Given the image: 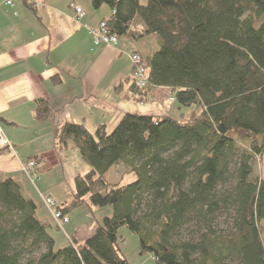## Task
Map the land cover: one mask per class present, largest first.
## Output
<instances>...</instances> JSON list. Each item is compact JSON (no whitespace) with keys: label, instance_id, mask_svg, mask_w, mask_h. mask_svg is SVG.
<instances>
[{"label":"trees","instance_id":"1","mask_svg":"<svg viewBox=\"0 0 264 264\" xmlns=\"http://www.w3.org/2000/svg\"><path fill=\"white\" fill-rule=\"evenodd\" d=\"M91 5L111 10L100 24L119 39L154 38L153 52L134 53L146 67L145 86H137L133 67L116 90L129 84L142 104L167 90L180 115L125 113L112 130L102 124L95 132L73 121L55 125L56 151L78 150L91 169L75 177L74 194L55 202L56 210L69 216L87 204L112 213L85 240L71 236L56 249L51 225L38 217L20 182L0 180V264H130L119 246L122 228L138 237L140 255L157 264H264V181L250 180L251 159L264 155V0ZM60 114L39 99L33 116L45 122ZM29 162L40 176L42 159ZM119 165L133 181L107 178Z\"/></svg>","mask_w":264,"mask_h":264},{"label":"crops","instance_id":"2","mask_svg":"<svg viewBox=\"0 0 264 264\" xmlns=\"http://www.w3.org/2000/svg\"><path fill=\"white\" fill-rule=\"evenodd\" d=\"M11 1L7 5L0 0V132L13 146L0 153V180L17 179L32 197L34 182L25 171L29 158H41L47 171L64 170L66 159L54 147L57 124L84 123L93 131L102 124L114 128L125 113L172 115L167 90L158 91L155 109L142 104L129 84L116 90L132 76V55L144 48L122 38L117 46L94 44L91 32L111 16L107 6L96 11L91 0H36L38 5L31 0ZM72 5L82 8L85 17L77 20ZM57 78L61 83L54 82ZM39 99L50 102L61 114L37 122L33 113ZM44 182L41 177L39 184ZM52 191L48 197L53 198ZM41 202L40 209L47 211L44 199ZM38 214L47 220L44 212L40 215L38 210Z\"/></svg>","mask_w":264,"mask_h":264},{"label":"rangeland","instance_id":"3","mask_svg":"<svg viewBox=\"0 0 264 264\" xmlns=\"http://www.w3.org/2000/svg\"><path fill=\"white\" fill-rule=\"evenodd\" d=\"M147 2L148 0H140V3L142 5H146ZM122 39L123 41L127 40L125 38ZM153 39L154 38L149 39L146 42H139L136 45H138L140 48H144L145 51L153 52L155 50V43ZM167 101H169V103H171L174 107L171 116L174 118H178L180 115V112L177 111L179 107L178 104L173 102L171 98H168ZM153 103H157V100L155 102H148L147 104H145V106L150 104L149 106L154 107V109L158 107V104H153ZM184 113L188 117L191 114V109H185ZM108 130H112V128ZM91 132H95V130ZM61 154L63 159L64 160L66 159L65 164H67V167L65 166L64 170L63 168L60 169L56 168L47 171L44 169V167H42L40 176L34 177L35 179L34 184H32L31 180L28 178V182L31 183V186L33 187L34 190L32 191L34 197L32 196L31 198H34L35 203L38 206L40 215L41 212H44L46 214L47 220L45 222L51 225L49 228V232L55 240L56 249L63 248L69 244L68 236H75L81 241L85 240L87 238L85 236L89 235V232L91 234L90 231L91 227L95 226V223L97 222L103 224V219L107 216H110L112 213L111 207L90 208V206L85 204L70 212L68 216L70 222L69 225L65 224L63 225L62 228H56L57 224L55 223L53 216H51L52 214L51 210L47 206L46 207L50 212L48 210L46 211V209H40V207H42L41 201H43L44 199L45 202V199H47L48 196H51L50 192L51 190H53L52 192H54V194H52V196L54 199H56L58 203L57 206L62 205V201L63 200L68 201L69 199H71L72 195L75 192V185H74L75 177L78 175H85L91 170L88 164L82 160L78 150L71 149L62 152ZM248 154L249 152H246V155ZM251 167H252V175L250 177V180L253 181L255 177H259L262 181H264V155L262 157H256L251 159ZM125 171L126 168L123 165H119L111 170V172L107 175V178L113 182H118L119 180L124 178L123 184H127L134 180V176L133 175L125 176L124 174ZM41 177L43 179L45 177V182L42 183V185L39 184V179ZM31 179L34 182V179L33 178ZM225 220L226 219L220 220L221 230L227 229V226L225 225ZM260 230H261L262 238L264 240V222H262ZM82 236H84V238ZM119 236L125 239V241L121 244V250L130 264H157V262L154 260V256L140 255L138 237L135 236L133 233H131L128 229L126 228L120 229Z\"/></svg>","mask_w":264,"mask_h":264},{"label":"built area","instance_id":"4","mask_svg":"<svg viewBox=\"0 0 264 264\" xmlns=\"http://www.w3.org/2000/svg\"><path fill=\"white\" fill-rule=\"evenodd\" d=\"M3 1L7 5H12L11 0H3ZM31 1L35 5H38L36 0H31ZM72 9L75 12L77 20H80L85 17L86 14L82 8L76 5H72ZM91 33L94 39V44L96 46H101V45L117 46L119 43V38L109 33L105 23L100 24L99 27L93 30ZM131 59L134 67V74H133L134 80L136 81V84L139 88H143L146 84V67L144 66V62L142 58L136 54H133ZM12 148L13 146L11 145V143H9V141L6 140L3 137L2 133L0 132V149L12 150ZM34 168H35L34 162H29L25 168L27 175L33 179L35 177L33 176ZM45 204L51 210L52 216L54 220L57 222L59 227H63V225L69 222V217L67 215H63L60 211L55 210L56 203L53 199L51 198L45 199Z\"/></svg>","mask_w":264,"mask_h":264}]
</instances>
